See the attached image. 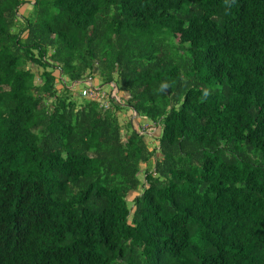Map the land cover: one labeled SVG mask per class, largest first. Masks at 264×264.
<instances>
[{"label":"trees","instance_id":"1","mask_svg":"<svg viewBox=\"0 0 264 264\" xmlns=\"http://www.w3.org/2000/svg\"><path fill=\"white\" fill-rule=\"evenodd\" d=\"M0 264H264V0H0Z\"/></svg>","mask_w":264,"mask_h":264},{"label":"rangeland","instance_id":"2","mask_svg":"<svg viewBox=\"0 0 264 264\" xmlns=\"http://www.w3.org/2000/svg\"><path fill=\"white\" fill-rule=\"evenodd\" d=\"M29 1L34 2V0H29ZM28 9H31L30 6H29V4L23 5L22 8H21V11H22L23 14L24 13H27L28 14V12H27ZM30 67L32 68V70L34 72H36L37 74L39 73V70L37 69L36 66L30 65ZM37 81H39V77L38 76H37ZM100 83L101 82H98V80H96V82H95L96 86L102 87L104 90H107L109 88V85H107V84H103V85L101 84L100 85ZM58 86L61 87V85H58ZM84 87H85V82L84 83L83 82H78L75 85V88H76L75 95L77 97H79V98L83 97L81 95V92H82V89ZM111 93H113V91H111ZM120 117L122 118V121L123 122H126V120L128 118H130V119H133L134 118L137 121L136 122L137 127H139L140 129H142L143 127H148V129L146 131V133L148 134V135H146L147 141L150 142V143L155 142V137L154 136H155V134H158L159 133V128L158 127L157 128L155 127L154 131H152L151 128H153V127H151V126L148 125L149 121L146 118L145 119H141V121H140L139 118L137 119V116H136L135 113H132V112L126 110V109L122 112V114H120ZM140 192H141V189L138 190V191H136V192H134V193H131V195H129L128 199L129 200H132Z\"/></svg>","mask_w":264,"mask_h":264},{"label":"built area","instance_id":"3","mask_svg":"<svg viewBox=\"0 0 264 264\" xmlns=\"http://www.w3.org/2000/svg\"><path fill=\"white\" fill-rule=\"evenodd\" d=\"M113 91V93H111ZM115 92V93H114ZM81 95L86 98L95 99L100 102L101 107H108L110 100L115 99L121 101L115 85H112L111 89L104 90L102 87L94 85L91 81L85 82V87L82 89ZM148 127H145L146 130ZM143 129V130H144Z\"/></svg>","mask_w":264,"mask_h":264},{"label":"crops","instance_id":"4","mask_svg":"<svg viewBox=\"0 0 264 264\" xmlns=\"http://www.w3.org/2000/svg\"><path fill=\"white\" fill-rule=\"evenodd\" d=\"M96 80H98V82H100L99 79H98V77H95L94 79L93 78L89 79V81H91L94 85H96L95 84Z\"/></svg>","mask_w":264,"mask_h":264}]
</instances>
